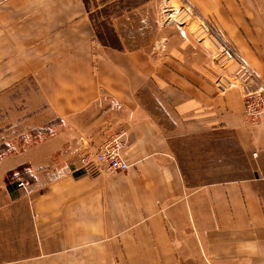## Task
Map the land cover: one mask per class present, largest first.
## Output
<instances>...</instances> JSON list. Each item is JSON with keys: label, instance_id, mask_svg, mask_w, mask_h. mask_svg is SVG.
<instances>
[{"label": "crops", "instance_id": "obj_1", "mask_svg": "<svg viewBox=\"0 0 264 264\" xmlns=\"http://www.w3.org/2000/svg\"><path fill=\"white\" fill-rule=\"evenodd\" d=\"M162 1L114 15V46L85 0H0V104L31 81L59 119L0 157V264H264V121L215 86L237 63L221 68L205 40L161 25ZM188 1L264 82V0ZM118 132L128 170L79 169ZM223 136L251 174L188 183L174 141ZM21 164L33 182L7 187Z\"/></svg>", "mask_w": 264, "mask_h": 264}, {"label": "rangeland", "instance_id": "obj_2", "mask_svg": "<svg viewBox=\"0 0 264 264\" xmlns=\"http://www.w3.org/2000/svg\"><path fill=\"white\" fill-rule=\"evenodd\" d=\"M85 1L99 38L114 44L113 16L122 12L124 8H132L144 0ZM171 1L174 4L189 3L188 0ZM196 13L197 17H193L186 25L180 26L186 28L193 35L200 18H202L197 10ZM101 38L100 40L104 42ZM205 42L215 54V48L207 40ZM28 82L22 86L20 89L22 91L13 92V99L9 94L0 104V151H4L0 157L5 153L22 149L43 137L50 136L59 124V119L52 115L41 102V97L34 84L31 81ZM27 97L30 99L27 100ZM35 113H38L39 116L33 117L32 115ZM36 118H39L38 122ZM174 143L176 155L190 184L246 177L251 174L249 158L239 149L238 145H235L232 137L183 138L177 139ZM19 179L26 182L23 177Z\"/></svg>", "mask_w": 264, "mask_h": 264}, {"label": "built area", "instance_id": "obj_3", "mask_svg": "<svg viewBox=\"0 0 264 264\" xmlns=\"http://www.w3.org/2000/svg\"><path fill=\"white\" fill-rule=\"evenodd\" d=\"M197 16L195 8L187 2L174 4L171 0H163L159 20L163 26H184ZM193 33L199 40H207L215 48L214 59L221 68L234 62L237 63L233 72L222 71L219 74L215 86L221 94L234 89L240 90L244 99V113L247 122L251 125L262 123L264 121V82L238 54L232 44L220 37L206 19L200 18ZM128 142L126 132L114 134L106 139L94 154H83L79 158V169L92 173L102 170L112 172L128 170L130 163L125 157ZM254 155L257 153L254 152ZM166 176L168 179L171 178L170 174ZM18 186L24 187L25 184L19 182Z\"/></svg>", "mask_w": 264, "mask_h": 264}, {"label": "trees", "instance_id": "obj_4", "mask_svg": "<svg viewBox=\"0 0 264 264\" xmlns=\"http://www.w3.org/2000/svg\"><path fill=\"white\" fill-rule=\"evenodd\" d=\"M112 31L114 33V38H115L114 39V41H115L114 44H111L109 42H105L101 37L100 38L104 41V43L106 45L118 46V38H117V35H116V33H115L114 30H112ZM3 152L4 151L1 150L0 151V154H2ZM21 177H23L28 182H33V180H34L33 176L28 172L27 165L26 164H21V165L17 166L16 168H14V169H12V170H10V171L7 172V175H6L7 187L11 188L12 187L11 185L12 184H16V181L18 180V178H21Z\"/></svg>", "mask_w": 264, "mask_h": 264}]
</instances>
